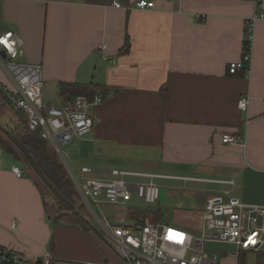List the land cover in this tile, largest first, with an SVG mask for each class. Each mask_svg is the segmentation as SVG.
Wrapping results in <instances>:
<instances>
[{"label":"crops","instance_id":"obj_1","mask_svg":"<svg viewBox=\"0 0 264 264\" xmlns=\"http://www.w3.org/2000/svg\"><path fill=\"white\" fill-rule=\"evenodd\" d=\"M113 1L122 8L114 9ZM136 1H0V33L21 39L16 62L41 66L45 107L66 102L61 83L91 84L100 99L90 108L92 130L77 138L81 146L73 154L82 163L101 156L102 164L118 168L82 164L77 177L84 167L95 178L111 171L180 177L152 172L179 168L215 176L182 178L233 180V196L264 206V19L252 23L248 75L228 73L229 64L242 59L264 0L260 8L255 0H146L154 8L145 10L136 9ZM14 92L0 64L1 125L15 119ZM243 97L249 98L246 111L237 107ZM223 134L240 143L223 145ZM14 165L0 150V247L32 264L46 255L50 264H123L94 228L51 225L39 190L19 165L24 175L16 178ZM215 185L216 195L229 188ZM251 185L255 197L247 195ZM203 207L177 209L174 221L198 229Z\"/></svg>","mask_w":264,"mask_h":264},{"label":"built area","instance_id":"obj_2","mask_svg":"<svg viewBox=\"0 0 264 264\" xmlns=\"http://www.w3.org/2000/svg\"><path fill=\"white\" fill-rule=\"evenodd\" d=\"M262 4L263 0H255L257 8ZM134 5L139 10L154 8V2L146 0H138ZM112 6L114 9L122 8L118 1H113ZM259 19H264V11L252 17L246 40L247 49H244L241 61L229 64L230 75L239 72L244 76L248 75L249 70L245 64L250 62L251 27L252 23ZM22 46L21 39L13 32L0 33V53L5 55V61H0V64L15 86V92L10 99L11 106L15 111L24 114L30 130H41V137L49 142L63 160L60 147L91 132L93 120L88 111L97 106L100 99L94 97L90 102L85 96H76L61 106L45 107L42 98L41 66L15 61L22 55ZM262 102L264 104V100ZM248 104L249 98L243 97L238 100L237 107L240 111H246ZM221 143L235 145L240 143V138L223 134ZM11 172L16 178L24 175L17 165L11 167ZM67 172L80 199L102 228L106 243L118 254L123 264H218L217 256L211 258L203 252V244L206 241L235 246L237 254H230L226 259L232 262L237 261L238 253H264V206L246 204L233 196V180L188 179L124 171H111L107 178H95L94 171L87 167L80 170L79 178L74 177L70 171ZM131 178L146 181L131 182ZM161 178L214 183L229 188L205 200L197 235L184 227L170 226L163 222L129 225L119 218L111 223L104 217L98 218L94 213L92 205L99 203L122 206L135 198L147 205L155 204L159 199V188L154 180ZM14 229L13 223L11 230ZM42 263L50 264L48 255ZM0 264L32 263L20 254L4 252L0 253Z\"/></svg>","mask_w":264,"mask_h":264},{"label":"trees","instance_id":"obj_3","mask_svg":"<svg viewBox=\"0 0 264 264\" xmlns=\"http://www.w3.org/2000/svg\"><path fill=\"white\" fill-rule=\"evenodd\" d=\"M247 46L248 43L245 42L244 49ZM94 94L95 89L91 84L59 85V95L66 101L76 96H85L91 102ZM0 150L32 179L39 190L47 221L51 225H73L84 232L93 228L89 218L86 220L81 214L84 205L80 203L81 199L60 157L49 142L41 137L40 129L30 130L27 127L23 113L16 111L15 119L10 125L0 124ZM148 214L154 222L161 220L160 210ZM136 224L143 223L139 221ZM4 252L8 251L0 247V253ZM35 264H42V261Z\"/></svg>","mask_w":264,"mask_h":264},{"label":"rangeland","instance_id":"obj_4","mask_svg":"<svg viewBox=\"0 0 264 264\" xmlns=\"http://www.w3.org/2000/svg\"><path fill=\"white\" fill-rule=\"evenodd\" d=\"M54 101H45V104H50L51 102H57V99H53ZM57 104V103H56ZM89 109V116L92 118V114ZM80 140L74 139L69 145L60 147V152L62 153L63 160L67 163L69 167H72V170L77 177V173L79 171V167L82 164L90 165L92 167L97 168H112L117 167L112 165V162L108 161L100 162L104 160L101 156L95 157L92 161L89 162H79L76 157V153L73 154V151L76 152L77 148H79ZM69 152H72V156H69ZM63 160L62 163H63ZM117 162V161H116ZM64 165V164H63ZM65 167V165H64ZM118 168V167H117ZM124 168V167H123ZM127 168V166H125ZM134 168V167H133ZM66 169V168H65ZM67 171V170H66ZM143 171L150 172V169H143ZM154 173H162L169 176H180V177H204V178H214V175H208L205 173L199 172H190L184 169L179 168H165L164 170H152ZM68 173V172H67ZM69 175V174H68ZM70 177V176H69ZM79 178V177H77ZM71 179V177H70ZM72 181V179H71ZM129 181H146L143 179L131 178ZM156 185L159 188V199L155 204L147 205L142 201H138L133 198L132 201L126 205L122 206H112L105 203H99L98 205H92L94 213L98 218H106L109 222L113 223L114 220L122 218L127 224L137 223L142 221V223L146 222H154L151 220L152 218L148 214L151 211L160 210L161 211V222L166 223L170 226L184 227L189 228L188 230L197 235V228L185 227L182 223L175 222V217L177 216L176 210H188V211H198L201 210L203 202L205 199L215 196V193H212V189L217 188V185L212 183H198L195 181H187L184 182L182 180H175L170 178H161L154 180ZM256 186L251 185L248 187V196L255 197L257 195V191L255 190ZM246 190V189H245ZM84 205V203L80 202ZM79 203V204H80ZM85 207V208H84ZM81 209V214L87 220V217L90 220L91 225L99 234L104 236V232L100 227L98 221L91 215L90 211L84 205ZM189 223V221L187 220ZM90 231V230H89ZM88 231V232H89ZM203 252L208 257L217 256L218 264H264V253L262 254H248V253H238V258L236 262L226 260L230 254H237V249L235 246L220 244L213 241H206L203 244Z\"/></svg>","mask_w":264,"mask_h":264},{"label":"water","instance_id":"obj_5","mask_svg":"<svg viewBox=\"0 0 264 264\" xmlns=\"http://www.w3.org/2000/svg\"><path fill=\"white\" fill-rule=\"evenodd\" d=\"M0 56H2V58H5V55L3 53H0Z\"/></svg>","mask_w":264,"mask_h":264}]
</instances>
